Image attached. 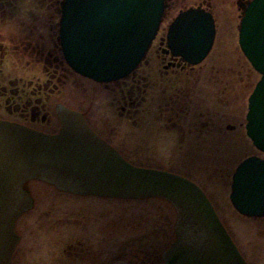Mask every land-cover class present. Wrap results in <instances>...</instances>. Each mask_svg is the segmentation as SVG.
I'll list each match as a JSON object with an SVG mask.
<instances>
[{"label":"water","instance_id":"95a60500","mask_svg":"<svg viewBox=\"0 0 264 264\" xmlns=\"http://www.w3.org/2000/svg\"><path fill=\"white\" fill-rule=\"evenodd\" d=\"M165 0H63L58 37L66 64L98 83L129 75L144 58L162 20ZM212 14L180 11L167 29L173 55L195 65L215 38ZM239 47L259 73L248 97L246 135L264 153V0L244 6ZM60 128L47 134L0 120V264H10L18 240L16 219L33 206L24 184L44 181L76 194L141 198L159 196L176 209L175 240L163 264H248L203 190L172 172L131 164L100 139L82 114L58 105ZM229 200L247 217H264V159L249 156L235 168Z\"/></svg>","mask_w":264,"mask_h":264},{"label":"flooded vegetation","instance_id":"af4514ba","mask_svg":"<svg viewBox=\"0 0 264 264\" xmlns=\"http://www.w3.org/2000/svg\"><path fill=\"white\" fill-rule=\"evenodd\" d=\"M169 1L165 0V10ZM233 1H236L242 17L243 8L250 0ZM227 2L228 0H200V3L189 7L209 11L216 25L213 10ZM14 7L15 3L0 0V120L15 122L37 131L53 134L59 128L50 131L42 128V126L51 125L47 103L50 96L59 91L56 84L59 66L53 63L56 58L52 59V52L47 51V57L42 59L43 78L40 81H23L22 78L16 77L6 79L3 72L4 62L19 55V50L22 54L34 56L35 53L41 55L44 51L39 41H35L38 43L35 45L32 40H28L26 44L21 43L23 41H16L15 44L12 39L9 40L10 36L7 35L11 34L6 35L4 28L12 21L9 18L13 14L9 15V12ZM52 31L49 25L47 32L51 37L54 35ZM57 41L59 42L58 34ZM151 49H153L156 69L149 72L146 77L139 72L143 65L150 64V60L144 57L129 75L111 82L114 84L112 89L114 93L110 103L117 102L118 118L125 120L126 124L140 126L137 118L145 116L142 112L146 106L141 107L145 101L144 92L148 88L150 90L156 88L159 95L157 83L159 81L161 83L159 102L161 99L164 100L161 105L157 103L155 110L157 112L155 118L159 122V143L165 151L176 150L182 154L194 153L196 150L201 152L208 148L209 143L206 138L211 132L209 123L197 120L199 115L194 114L199 111L194 109V102L192 103L195 97L194 84L197 83L200 73L196 68L198 65L189 64L180 56L173 55L167 47L165 35L155 38L148 51ZM50 67H53L51 72ZM154 72H156L157 81L153 80L150 83L147 80ZM60 79L59 77L58 80ZM145 79L146 82L140 85ZM115 93H118V98L113 97ZM58 105L68 107L64 102H56L54 105L56 116ZM198 105L201 107L200 104ZM58 123L60 127V122ZM86 123L99 138L123 156L124 152L140 153V146L141 153H148L151 149L147 148L146 135L136 137L133 132L127 131L128 136L125 134L115 136L109 132L107 124L103 123L105 128L101 130L94 121H86ZM226 128L232 130L234 126L228 125ZM163 132L169 133L170 137H161L160 134ZM154 167V169L174 172L169 167ZM182 176L200 184L187 173H183ZM53 187L51 189H54L57 194L49 197L51 200L48 201V206L51 210L44 220H40L39 217L33 219L34 227L29 228L25 233L22 232L25 224L22 226L19 224L21 216L16 220L14 230L18 240L10 264L164 263L163 252L175 238L174 226L177 214L170 201L159 196L131 198L75 194ZM40 230L44 231L45 238L36 236L35 232ZM28 239L31 241L29 242ZM43 239L46 240L44 244L34 242V240Z\"/></svg>","mask_w":264,"mask_h":264},{"label":"rangeland","instance_id":"374dc122","mask_svg":"<svg viewBox=\"0 0 264 264\" xmlns=\"http://www.w3.org/2000/svg\"><path fill=\"white\" fill-rule=\"evenodd\" d=\"M7 2L15 3V7L9 12V15L13 14L9 18L12 21L4 28L6 35L11 34L7 35L10 36L9 40L12 39L15 44L16 41H23L21 43L26 44L28 40H32L35 45L38 44L35 41H39L44 51L41 55L35 53L34 56L22 54L19 50V55L4 62L5 78L16 77L32 82L42 80L41 62L47 57V51L52 52V59L56 58L53 63L59 66L57 76L61 79L57 78L56 82L59 91L51 95L47 103L51 125L42 126V128L48 131L59 128V119L54 113V105L61 101L67 104L69 109L80 112L86 121H94L101 130L105 128L104 124H107L109 132L115 136L123 134L128 136L127 131L133 132L136 137L146 135L147 148H151L147 149L148 153H141L142 148L139 145L140 153L124 152L125 158L130 163L141 167H169L175 173L181 175L187 173L193 180L199 182L245 260L249 264H264V217L241 216L232 208L228 199L231 175L238 163L250 155H257L264 159V154L254 148L244 128L247 99L260 75L253 70L238 45L241 12L236 1L228 0L226 4L213 10L216 17L215 40L209 55L196 67L200 73L197 83H193L195 97L192 100L194 109H199L198 113L194 112L195 115H199L196 119L210 125L211 134L206 138L209 146L203 149L204 151L196 150L194 153L187 154L176 150L165 151L158 141L159 122L155 118L157 113L155 110L157 103L161 105L164 100L161 99L159 102L161 83L157 81L156 72L151 73L147 81L150 83L153 80L157 81L159 95L156 88L143 91L145 101L141 107H146L142 112L145 116L137 118L140 126L126 124L125 120L118 118L117 102L110 103L114 84L98 83L80 76L64 62L57 41L58 8L61 0H7ZM198 2L200 3V0H170L157 37L166 34L168 25L181 9ZM49 25L53 30L52 37L47 32ZM145 57L150 60V64L143 65L139 72L146 77L149 72L156 69L153 49L148 51ZM49 70L51 72L53 67ZM143 82H146V79L140 85H143ZM114 96L119 97L118 93L113 94ZM228 125L234 126V129L226 128ZM160 136L170 137V134L163 132ZM52 187L53 185L38 180H30L26 183L25 189L29 191L34 206L20 215V226L25 224L22 232H28L29 228L34 227L32 220L36 217L44 220L49 215L51 210L48 206V201L51 200L49 197L57 194L54 189H51ZM53 210L56 209L53 208ZM35 234L37 237L45 238L42 230ZM35 240L37 244H44L46 241L45 239ZM28 241L31 240L28 239Z\"/></svg>","mask_w":264,"mask_h":264},{"label":"bare ground","instance_id":"6f19581e","mask_svg":"<svg viewBox=\"0 0 264 264\" xmlns=\"http://www.w3.org/2000/svg\"><path fill=\"white\" fill-rule=\"evenodd\" d=\"M206 59V58H205ZM72 70V69H71ZM76 73V72H75ZM84 77V76H83ZM86 78V77H85ZM87 79H89V78H87ZM91 80V79H90Z\"/></svg>","mask_w":264,"mask_h":264}]
</instances>
